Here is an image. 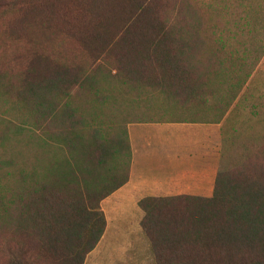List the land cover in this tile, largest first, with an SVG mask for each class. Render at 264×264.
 I'll list each match as a JSON object with an SVG mask.
<instances>
[{"label":"trees","instance_id":"trees-1","mask_svg":"<svg viewBox=\"0 0 264 264\" xmlns=\"http://www.w3.org/2000/svg\"><path fill=\"white\" fill-rule=\"evenodd\" d=\"M228 3L0 0L21 27L5 36L28 44L14 76L0 56V87L32 120L28 141L13 136L0 159V264L86 263L107 229L102 202L130 179L131 121L242 106L264 57V18L238 11L231 23ZM230 146L212 197L139 202L154 264H264V138Z\"/></svg>","mask_w":264,"mask_h":264},{"label":"crops","instance_id":"crops-1","mask_svg":"<svg viewBox=\"0 0 264 264\" xmlns=\"http://www.w3.org/2000/svg\"><path fill=\"white\" fill-rule=\"evenodd\" d=\"M237 102L216 116L207 104L182 111L179 118L131 121L127 126L132 148L130 179L102 202L107 223L110 205L119 214L136 204L142 220L139 202L147 197H212L223 151L240 123L234 120L241 109ZM137 249L141 251L142 246Z\"/></svg>","mask_w":264,"mask_h":264},{"label":"rangeland","instance_id":"rangeland-1","mask_svg":"<svg viewBox=\"0 0 264 264\" xmlns=\"http://www.w3.org/2000/svg\"><path fill=\"white\" fill-rule=\"evenodd\" d=\"M8 8L0 7V56L4 64L12 62L14 57H20L17 54L24 53V50L28 47V44H23V48L19 47L16 41H12L8 36H5L9 34V29L14 32L21 30L20 25L9 11L10 7ZM245 10L250 12L249 14L253 19L260 20L262 17L264 18V0H229L227 11L230 18H232L231 23H234L233 18H238V11ZM216 12L213 10L214 20L216 21L213 22L224 27L223 23H226L227 19ZM29 33L43 34L35 26L29 27ZM4 43L7 44L6 49H4ZM18 62L20 63V61ZM11 66L13 68L10 69V76H14L17 73V68L14 62ZM12 90L14 88L7 85L4 88L0 87V137H3L5 142H0V159L11 153L12 148L10 147L13 144V136H19L22 141H28L30 137L29 126L32 120L21 115L23 110L18 108V104H16L18 98L15 97L16 94H13ZM245 99L242 102L241 109L236 112L237 117L234 119L239 120L240 123L236 125V132H231L230 135L231 153L234 148L245 144L249 140L259 143L264 138V57L257 69L254 84ZM170 107V109H173L174 104L171 103ZM163 111L158 110L150 115V118L167 120L183 115L175 111ZM16 151L20 150L16 148ZM136 207H138L136 204L128 205L126 211L120 212V215L112 209V205L107 207L109 221L106 233L95 250L88 255L86 264H138L141 262L153 264L150 244L140 229V214L142 213ZM139 246H142L141 251L137 249Z\"/></svg>","mask_w":264,"mask_h":264}]
</instances>
